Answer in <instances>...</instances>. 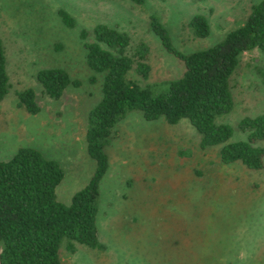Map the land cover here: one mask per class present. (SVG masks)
I'll return each instance as SVG.
<instances>
[{
    "label": "rangeland",
    "instance_id": "374dc122",
    "mask_svg": "<svg viewBox=\"0 0 264 264\" xmlns=\"http://www.w3.org/2000/svg\"><path fill=\"white\" fill-rule=\"evenodd\" d=\"M259 1L144 0L135 6L127 0H0L9 83L0 102V160L28 147L55 161L63 171L55 198L68 205L94 170L84 131L103 79V73L84 63L81 30L90 42L97 24L125 33V54L135 60L136 53H144L150 68L141 79L131 72L133 64L127 76L157 94L181 75L183 65L149 30L151 15L167 31L171 46L188 54L219 42ZM58 10L73 17L76 26L61 31L66 52L41 61L17 28L33 24L35 31L47 33ZM196 14L207 20L204 38L193 37L187 27ZM53 67L65 70L72 83L56 99L35 79L38 70ZM229 86L233 108L218 120L232 129V141L244 140L239 120L264 114V53L254 49L242 54ZM27 89L34 92V114L17 99V92ZM109 140L96 205L99 246L74 243L72 251L62 246L60 264H264V167L254 171L223 164L219 147L200 148L199 136L186 120L148 121L139 111L118 120Z\"/></svg>",
    "mask_w": 264,
    "mask_h": 264
},
{
    "label": "trees",
    "instance_id": "16d2710c",
    "mask_svg": "<svg viewBox=\"0 0 264 264\" xmlns=\"http://www.w3.org/2000/svg\"><path fill=\"white\" fill-rule=\"evenodd\" d=\"M127 1L135 6L144 2ZM53 19L54 25L47 33L35 31L33 24L17 28L31 52L38 59L40 54L41 61L66 52L61 31L76 26L75 19L61 10ZM187 27L193 37L208 35V23L202 15H193ZM148 28L163 49L183 65L181 75L157 94L127 76L133 64L131 72L141 79L147 78L150 68L144 63V53H136L135 60L125 54V33L97 24L91 29L94 41L87 40V31L78 34L86 67L103 73L101 97L88 111L84 131L86 152L94 161V170L85 186L65 205L55 198V188L63 178L58 163L28 147H19L9 159L0 160V264H60L62 246L68 251L74 243L90 249L99 246L95 218L99 182L108 167L104 148L112 128L129 111H139L148 121L162 118L167 124L184 119L198 134L200 148L219 147L221 163H237L254 171L264 167V114L240 119L238 129L245 133V139L237 141L231 140L232 129L218 120L233 108L229 80L240 56L254 49L264 53V0L252 5L244 21L228 30L219 42L188 54L171 46L167 31L152 15ZM35 79L44 93L55 99L72 84L60 67L40 69ZM8 88L0 39V102ZM16 95L27 112H37L31 89Z\"/></svg>",
    "mask_w": 264,
    "mask_h": 264
}]
</instances>
